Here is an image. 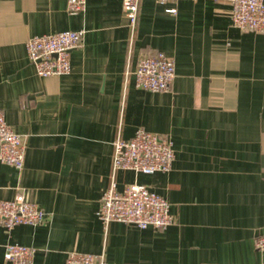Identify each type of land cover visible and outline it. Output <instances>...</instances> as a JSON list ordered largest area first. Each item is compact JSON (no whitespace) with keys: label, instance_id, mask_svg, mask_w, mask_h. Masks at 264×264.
<instances>
[{"label":"crops","instance_id":"crops-1","mask_svg":"<svg viewBox=\"0 0 264 264\" xmlns=\"http://www.w3.org/2000/svg\"><path fill=\"white\" fill-rule=\"evenodd\" d=\"M67 4L0 0V110L26 146L22 171L0 165V201L25 193L48 215L37 227L0 226V264H10L7 245L33 247L34 264H66L73 251L106 264H264L255 246L264 235V34L234 27L225 0H141L130 48L123 0H87L82 13ZM79 30L71 73L39 77L27 41ZM159 52L175 62L171 90L138 89L139 61ZM140 128L172 139L173 168L118 171L117 189L146 186L170 203L175 224L106 230L98 212L114 141Z\"/></svg>","mask_w":264,"mask_h":264},{"label":"built area","instance_id":"built-area-1","mask_svg":"<svg viewBox=\"0 0 264 264\" xmlns=\"http://www.w3.org/2000/svg\"><path fill=\"white\" fill-rule=\"evenodd\" d=\"M166 4L179 0H159ZM232 7L233 26L241 31L264 34V0H225ZM141 0H123V12L130 29V48L135 39ZM71 12L86 11L87 0H68ZM175 14L176 9H170ZM85 31H64L51 35L31 37L27 41V53L41 78L69 75L72 71L71 53L82 47ZM130 66L125 74L126 84ZM176 78L175 62L164 53L143 57L135 71L138 89L153 93L169 92ZM24 138L7 124L0 110V165H8L22 171L25 165ZM175 161L174 143L166 135L138 129L133 138L126 140L119 132L114 141L112 162L113 179L103 193L98 212L99 220L107 230L111 223H123L139 229L165 231L175 224L170 203L150 191L144 185L133 184L124 191L117 189L115 176L118 171H134L137 174L154 175L168 173ZM48 219L47 213L31 202L23 193L12 201H0V226L7 231L20 225L41 226ZM255 246L264 252V235L257 237ZM35 249L23 245H7L5 259L10 264H34ZM66 264H106L103 254L73 251Z\"/></svg>","mask_w":264,"mask_h":264}]
</instances>
